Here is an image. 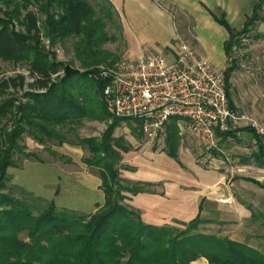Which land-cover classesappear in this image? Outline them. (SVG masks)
<instances>
[{
    "label": "trees",
    "instance_id": "16d2710c",
    "mask_svg": "<svg viewBox=\"0 0 264 264\" xmlns=\"http://www.w3.org/2000/svg\"><path fill=\"white\" fill-rule=\"evenodd\" d=\"M102 13L98 16L88 0H0V61L26 63L33 81L25 83L22 76L8 79L0 87L22 90L28 86L27 103L7 100L0 103V264H192L205 260L208 264H264V252L247 243L236 242L228 237L205 234L198 230L204 222L197 216L188 223L173 226H153L142 222L139 214L123 204L132 196L148 191L149 185L130 183L120 177L119 165L122 154L132 150L124 137H114V130L129 119L113 118L101 99V80L94 72L80 73L63 62H56L54 54L41 47L40 33L52 41L77 38L75 52L81 66L95 68L107 63L99 46L106 39L105 20L119 19L108 0H100ZM35 6L36 13L28 11ZM24 12V13H23ZM44 17L40 21L38 16ZM104 17V18H103ZM216 23L228 32L224 44L228 65L223 76L230 106V78L238 66L232 58L233 48L239 46L243 37L264 23V0H255L252 14L246 18L241 30L232 29L223 16H213ZM14 22L20 27L16 30ZM41 25L42 28L39 26ZM260 35L251 36L253 40ZM63 71L60 81L52 76ZM83 81V94L75 92L76 83ZM95 91L99 102L88 101ZM81 91V90H80ZM85 97L84 103H81ZM17 106H16V105ZM109 121L100 139L85 138L77 144L87 149L89 156L82 163L101 180L104 204L93 214L58 208L53 201L34 196L10 184L7 170L19 167L13 159L21 151L18 139L25 133L39 144L61 140L59 128L68 123L81 122L83 118ZM176 119L168 126L169 134L176 132ZM13 125L8 131L7 126ZM130 126L132 136L139 138L140 123ZM258 145L254 159L264 165V149L254 130ZM226 137H235L228 133ZM168 137V142L171 140ZM172 143V144H171ZM170 143L168 154L175 157V147ZM52 156L64 157L51 151ZM43 160L30 154L25 160ZM70 163V160H66Z\"/></svg>",
    "mask_w": 264,
    "mask_h": 264
},
{
    "label": "crops",
    "instance_id": "0c3cea01",
    "mask_svg": "<svg viewBox=\"0 0 264 264\" xmlns=\"http://www.w3.org/2000/svg\"><path fill=\"white\" fill-rule=\"evenodd\" d=\"M108 1L119 15L122 39L126 45L125 58L169 56L175 53L177 41H183L215 71L222 73L228 62L224 50L228 32L216 23L213 16H223L232 29L241 30L246 18L252 14L255 3V0ZM170 9H173L174 14ZM184 19L190 20L189 26L185 27ZM253 33L262 37L252 39L249 50L259 68L264 69V23H260ZM142 35H151L149 42L146 43L147 39H143ZM230 99L233 108L238 111L240 106L232 97ZM170 123L164 134L156 140L163 143L156 151L148 144H139L138 138L132 135L123 136L132 150L122 154L120 177L130 183L149 185L148 191L129 196L125 200L127 207L139 214L143 223L153 226L188 223L203 214L206 204H212L218 213L232 212L234 218L249 219L251 212L246 203L256 197L264 199V181L249 177L229 183L226 169L204 166L210 161L205 159L200 164L194 157L184 153L179 138L190 135L180 128L178 122L176 132L170 135ZM238 126L236 132L250 133L244 131L247 128L245 122ZM118 130H114V137H119ZM169 136L172 138L170 142ZM250 138L251 146L258 149L253 133H250ZM171 142L175 147V157L168 154ZM82 148L79 145H67L63 152L54 150L62 157H68V164L46 159L43 162L24 160L19 167L8 168L10 184L36 197L53 201L58 208L93 214L103 206L104 194L99 188L100 178L82 163V159L89 156L87 149ZM131 152L135 153V157L128 160L127 156ZM232 240L242 243L237 239Z\"/></svg>",
    "mask_w": 264,
    "mask_h": 264
},
{
    "label": "rangeland",
    "instance_id": "374dc122",
    "mask_svg": "<svg viewBox=\"0 0 264 264\" xmlns=\"http://www.w3.org/2000/svg\"><path fill=\"white\" fill-rule=\"evenodd\" d=\"M88 1L98 16L104 15L102 13V10L104 11V9L101 8L103 3H101L100 0ZM28 11L33 13L37 12L35 6H29ZM169 11L174 14L173 9H170ZM38 18L40 21L44 19L41 15H39ZM104 20V32L106 33V39L99 46V50L104 56H109L106 59L107 63L102 64L108 65V63H116L120 59L125 58L126 45L122 39L119 19L112 22L108 21L106 18H104ZM184 21L185 27L189 26L190 20L184 19ZM14 25L16 30H20L17 22H14ZM39 27L42 28L41 25ZM254 34L255 33L252 32L248 36L243 37L239 46L233 48L234 53L232 58H236L238 60L239 72L236 71L232 74L230 79V94L235 102L240 106L237 111L240 115H250L249 117L253 116L251 118L257 120L261 125H264V69L259 68L257 61L252 59V51L249 50V46L252 44L251 36ZM150 36L151 35H142V38L147 39L145 40L147 43L149 42L148 39ZM77 41L78 39L74 37H69L64 41H52L48 38V36L46 37V35H44L43 30L40 33L41 47L45 51L54 54V57H51L50 59H53L56 62H63L64 64L69 65L71 69L77 70L80 73L87 71L96 73L99 71L98 67L85 69L81 66L80 61H78L75 52V44ZM227 65L228 62L226 67ZM63 75V71H60L57 75L52 76V79L54 81H56V79L57 81H60ZM18 76H22L25 79L26 84L33 81L28 64L14 62L5 63V61H0V84L6 80L8 81V79L18 78ZM75 86L78 87L75 92L83 94L85 90V83H83V81H78ZM25 92H30L28 86H25L22 90L14 89L12 87H0V103L16 99L20 103H27L29 101V97H24L23 94ZM81 99V103H84L83 99H85V97H82L81 95ZM88 101H92V103L99 102L95 91L92 90V92H90ZM110 122L111 120H93L85 117L81 119V122L65 124L62 128H59V133L62 138L61 140L65 142L64 145H58V140L55 139L39 144L34 141L29 134H27L30 129H28L27 126L22 125L23 130L26 132L23 133L20 139H18L21 151L20 153H14L13 159L15 160V163L21 165L28 155L33 154L42 160L60 161L52 156L51 151L56 152L54 150L57 149L59 152H63L67 145L78 146L75 144L85 138L100 139L103 133L107 130ZM135 125V121L125 120L120 123L117 134L122 137H129L131 136L129 127H135ZM13 128L14 127L11 123L7 126L8 131ZM135 139L137 138L135 137ZM137 140L141 145L148 144L153 151H156L163 146L162 142H148L142 134ZM250 140V133L243 134L236 132L235 137L224 139L219 144L218 151L211 152H206L200 148L191 136H183L182 139L179 138V143L181 148L184 150V153L194 157L198 163L201 164L205 159H207L210 163L215 162V164L206 162V165L204 163V166H211L216 169H226L228 180L230 181L229 183H237L239 178L249 177L264 181V166L259 165L254 159V154L257 152V149L251 146ZM82 149L85 150L84 148ZM63 157L64 160L60 162L68 164L66 163V160L70 159L66 156ZM134 157L135 153L131 152V154L127 156V159L133 160ZM160 160L162 161V159ZM122 194L126 196V198L132 196L128 192H124ZM253 199V203H249V201L246 203L247 207H250L251 212L250 218L246 220L243 218L240 219L239 217L234 218L232 212H227V214L218 213L212 204L204 205L203 214L200 215V219L204 223L199 225L198 230L205 234H215L224 238L228 237L230 239H237L264 252V199L257 197ZM125 200H123L124 205H126ZM172 226L178 229H183V227H181L178 223H174ZM195 264L208 263L205 260H201Z\"/></svg>",
    "mask_w": 264,
    "mask_h": 264
},
{
    "label": "built area",
    "instance_id": "2783aa9c",
    "mask_svg": "<svg viewBox=\"0 0 264 264\" xmlns=\"http://www.w3.org/2000/svg\"><path fill=\"white\" fill-rule=\"evenodd\" d=\"M101 99L113 118L140 123L150 142L158 140L176 119L206 152L218 151L239 124L254 130L264 149V125L230 106L223 73L215 71L185 42L174 54L122 58L100 66Z\"/></svg>",
    "mask_w": 264,
    "mask_h": 264
}]
</instances>
